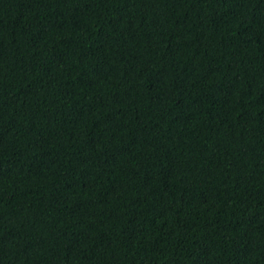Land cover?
<instances>
[{
  "label": "trees",
  "instance_id": "16d2710c",
  "mask_svg": "<svg viewBox=\"0 0 264 264\" xmlns=\"http://www.w3.org/2000/svg\"><path fill=\"white\" fill-rule=\"evenodd\" d=\"M0 264H264V0H0Z\"/></svg>",
  "mask_w": 264,
  "mask_h": 264
}]
</instances>
